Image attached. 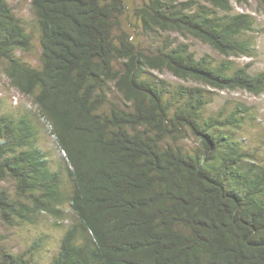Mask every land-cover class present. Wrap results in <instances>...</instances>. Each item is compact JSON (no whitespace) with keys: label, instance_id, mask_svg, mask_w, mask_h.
I'll return each mask as SVG.
<instances>
[{"label":"trees","instance_id":"16d2710c","mask_svg":"<svg viewBox=\"0 0 264 264\" xmlns=\"http://www.w3.org/2000/svg\"><path fill=\"white\" fill-rule=\"evenodd\" d=\"M30 8L38 66L17 54L31 35L0 0L3 72L35 108L0 111V180L11 183L0 188V222L49 216L64 227L49 261L0 247V264H264V160L236 135L251 107L208 114L204 87L258 95L264 68L197 57L169 37L196 38L225 58L252 56L255 17L231 0H143L134 12L153 42L147 49L120 26L123 0H30ZM43 125L63 152L55 168L38 144Z\"/></svg>","mask_w":264,"mask_h":264},{"label":"rangeland","instance_id":"374dc122","mask_svg":"<svg viewBox=\"0 0 264 264\" xmlns=\"http://www.w3.org/2000/svg\"><path fill=\"white\" fill-rule=\"evenodd\" d=\"M143 0H123L125 8L120 16L121 28L130 33V39L139 47L150 48L153 44L148 32L142 30L139 20L135 16V8L140 6ZM13 13L19 18L27 32L31 35V47L28 51H18L19 57L32 66L40 64L41 48L39 43V32L36 20L30 8V0H7ZM231 5L236 12H247L253 15L257 21L255 31L249 33L253 40L254 54L252 56L228 57L220 55L208 44L193 38L169 33V37L177 38L178 41L186 42L197 57L209 54L215 61L229 59L235 65H248L251 73H256L264 68V12L259 0H247L238 2L231 0ZM119 32V31H118ZM165 33L164 35H166ZM163 35V36H164ZM151 77L162 78L173 84H195L192 80H182L173 76L170 72L151 70ZM213 97L207 106L206 113L215 114L219 109H229L236 103L241 102L251 107L253 118H247L243 125L237 130V137L244 138V146L250 150L257 160H264V93L255 95L248 91L217 90L204 86ZM118 98V97H117ZM119 100V99H116ZM120 101V100H119ZM25 109L34 111L35 108L29 97L20 94L9 83L3 72V64L0 62V111L20 113ZM48 127L42 126L39 134L38 144L47 153L53 167L62 159L63 152L56 146L54 137L48 132ZM186 144L194 145L193 137L186 139ZM8 180H0L1 187H10ZM66 222V220H64ZM65 224V223H64ZM63 223L60 226L54 224V219L42 216L34 223H25L19 226L8 227L0 222V247L9 249L15 253L26 252L28 256L40 262H47L57 251Z\"/></svg>","mask_w":264,"mask_h":264}]
</instances>
